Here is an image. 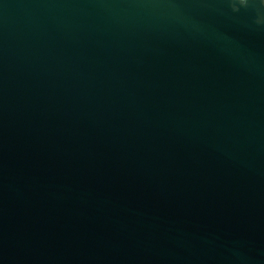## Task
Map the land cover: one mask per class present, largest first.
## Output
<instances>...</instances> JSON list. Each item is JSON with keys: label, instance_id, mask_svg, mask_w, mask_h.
<instances>
[{"label": "water", "instance_id": "water-1", "mask_svg": "<svg viewBox=\"0 0 264 264\" xmlns=\"http://www.w3.org/2000/svg\"><path fill=\"white\" fill-rule=\"evenodd\" d=\"M0 264H264V0H0Z\"/></svg>", "mask_w": 264, "mask_h": 264}, {"label": "clouds", "instance_id": "clouds-1", "mask_svg": "<svg viewBox=\"0 0 264 264\" xmlns=\"http://www.w3.org/2000/svg\"><path fill=\"white\" fill-rule=\"evenodd\" d=\"M240 3H242V0H240Z\"/></svg>", "mask_w": 264, "mask_h": 264}]
</instances>
